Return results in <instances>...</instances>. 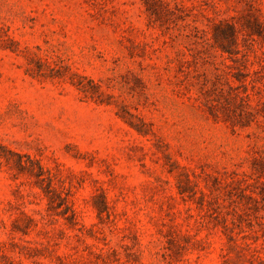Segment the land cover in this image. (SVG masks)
I'll use <instances>...</instances> for the list:
<instances>
[{"label":"rangeland","instance_id":"1","mask_svg":"<svg viewBox=\"0 0 264 264\" xmlns=\"http://www.w3.org/2000/svg\"><path fill=\"white\" fill-rule=\"evenodd\" d=\"M0 264H264V0H0Z\"/></svg>","mask_w":264,"mask_h":264}]
</instances>
